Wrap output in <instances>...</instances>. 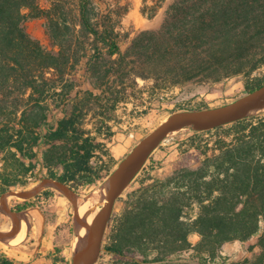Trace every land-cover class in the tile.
I'll use <instances>...</instances> for the list:
<instances>
[{"label": "trees", "instance_id": "obj_1", "mask_svg": "<svg viewBox=\"0 0 264 264\" xmlns=\"http://www.w3.org/2000/svg\"><path fill=\"white\" fill-rule=\"evenodd\" d=\"M49 1L0 0V199L46 178L78 195L99 187L116 164L109 143L138 78L153 81L139 92L156 93L236 75L248 77L249 91L264 84L252 77L264 65V0H170L162 25L140 31L125 52L114 16L100 15L95 0H71L73 10H65L66 0ZM167 1L143 0L141 10L153 17ZM39 16L58 50L28 32L27 21ZM87 57L92 87L77 88V65ZM189 139V148L206 155L202 164L129 192L123 212L109 221L115 233L108 241L106 231L100 257L188 264L182 258L191 248L215 257L227 241L254 235L264 251V112ZM55 194L47 187L11 209L41 207L40 198ZM194 205L198 213L189 216ZM193 232L201 236L196 245ZM0 264L18 263L0 246Z\"/></svg>", "mask_w": 264, "mask_h": 264}, {"label": "rangeland", "instance_id": "obj_2", "mask_svg": "<svg viewBox=\"0 0 264 264\" xmlns=\"http://www.w3.org/2000/svg\"><path fill=\"white\" fill-rule=\"evenodd\" d=\"M43 7H49V0H40ZM66 9L73 10L75 3L66 0ZM170 3L168 0L158 11V13L149 17L145 15L141 8L143 0H95L96 10L100 15L112 14L116 21V30L118 32L119 45L122 52H125L133 38L142 30L159 28L165 18V10ZM26 28L30 34L37 37L41 43L50 50H58L47 25V18L39 16L31 18L26 23ZM107 52V48L103 49ZM94 52L93 44L89 45L87 53L90 55ZM84 53V51L82 52ZM117 55L114 56V58ZM87 58L77 65L78 83L77 88L92 87L86 75ZM264 77V65L259 68L252 77ZM248 77L245 75H236L226 78L216 83H192L184 87H176L172 90L156 93L151 88H146L143 92H139L146 83L151 85L153 81L145 82L144 79L138 78L139 85L131 89L133 101L128 104H122L119 109V118L121 123L115 127V135L111 138L110 148L116 158L113 171L120 160L149 132L157 127L169 115L174 112L215 107L234 101L240 96L249 92L247 88ZM132 83V82H130ZM264 112L260 109L257 113ZM196 131L194 127H186L166 135L159 146L140 164L138 170L133 174L129 187L117 199L113 215L114 219L123 212L129 200V192L143 185H160L173 175V173L181 167L196 168L202 164L206 155L196 148H189L190 135ZM214 133L210 135L213 136ZM206 137H209L206 135ZM111 178V175L109 176ZM108 177V178H109ZM108 178L101 184H107ZM100 185V186H101ZM37 186V185H35ZM35 186L31 187L34 188ZM44 186L38 192L45 189ZM27 189H14L11 191H28ZM56 191L54 196L49 198H40L37 206L28 211L20 213L27 222V235L22 243L11 245L0 240V246L18 262L20 260L21 249L32 240L36 239L40 234L47 235L49 232L53 234V243L50 248L52 254L51 260L53 264H77L76 245L77 232L74 225L75 205L63 192L51 187ZM96 188V187H95ZM93 188V189H95ZM93 189L79 195L88 196ZM38 192L29 197H34ZM78 195V194H77ZM29 197H20L14 194L10 199V208L18 201ZM72 200V201H71ZM105 202L98 203L93 211H96L95 218L90 223V234L96 231L99 216L103 210ZM3 209V208H2ZM4 219L0 222V229L3 228L8 221V214L3 209ZM189 216L195 217L198 213V206L194 205L188 210ZM25 216V217H24ZM31 221V222H30ZM115 221L107 228V240L115 233L113 228ZM91 238V240H92ZM201 239L198 232L190 235L193 245H196ZM259 236L254 235L248 240L234 239L227 241L221 247L219 253L215 257H208L199 253L196 249L191 248L184 252L183 261L188 264H264V251L258 244ZM41 252L35 250L32 260L40 256ZM48 254V257H50ZM102 257L96 264H119L110 254L102 253Z\"/></svg>", "mask_w": 264, "mask_h": 264}, {"label": "water", "instance_id": "obj_3", "mask_svg": "<svg viewBox=\"0 0 264 264\" xmlns=\"http://www.w3.org/2000/svg\"><path fill=\"white\" fill-rule=\"evenodd\" d=\"M262 98H264V84L223 105L174 112L143 137L120 160L111 174V189L99 216L97 234L85 252V264H96L100 258L104 236L112 218L116 201L130 185L133 176L131 175L133 164L146 159L166 135L186 127H194L196 130L210 129L252 115L249 114V111ZM82 257V255L77 256L76 263Z\"/></svg>", "mask_w": 264, "mask_h": 264}, {"label": "bare ground", "instance_id": "obj_4", "mask_svg": "<svg viewBox=\"0 0 264 264\" xmlns=\"http://www.w3.org/2000/svg\"><path fill=\"white\" fill-rule=\"evenodd\" d=\"M260 109L261 110L264 109V98H262L251 108L249 114H255ZM141 162L142 161H138L135 164H133L131 168V175H133L138 170L140 164H142ZM111 184H112V180L109 177L107 184H103L97 187L88 196L86 195V197H82L77 195L73 190H71L68 186L64 185L63 183L54 179L46 178L41 183L37 184V186L31 188L28 191H23V192L9 191L4 193L1 196L0 203L2 208L8 214V221L6 225L0 229V240H3L11 245H16L22 243V241L25 239L27 234V222L19 212L13 211L10 208L9 203L11 197L14 194L24 198L29 197L34 193L38 192L44 186L48 185L63 192L70 199L74 201V205H75L74 225L77 232L76 245L78 247L77 256L80 255L83 256L82 259L79 262H77V264H85V252L92 243L98 231L97 228L93 235V238H92L93 233L88 236L92 224L90 223V221L93 218H95L96 215V211H93V208L98 203L100 202L104 203L107 201L111 189Z\"/></svg>", "mask_w": 264, "mask_h": 264}, {"label": "crops", "instance_id": "obj_5", "mask_svg": "<svg viewBox=\"0 0 264 264\" xmlns=\"http://www.w3.org/2000/svg\"><path fill=\"white\" fill-rule=\"evenodd\" d=\"M53 237V234L50 232L47 235L43 236L42 234H40L36 239L23 246L24 248L21 249L19 255L21 262H18L13 257L12 258L15 259L18 264H53L51 260L52 254H50V248L52 247V243L54 242ZM35 250H39L41 254L36 259L32 260V256ZM48 254H50V257H48Z\"/></svg>", "mask_w": 264, "mask_h": 264}]
</instances>
